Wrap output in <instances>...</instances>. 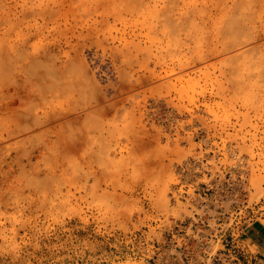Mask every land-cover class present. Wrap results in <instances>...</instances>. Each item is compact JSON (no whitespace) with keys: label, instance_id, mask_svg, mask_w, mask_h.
<instances>
[{"label":"rangeland","instance_id":"374dc122","mask_svg":"<svg viewBox=\"0 0 264 264\" xmlns=\"http://www.w3.org/2000/svg\"><path fill=\"white\" fill-rule=\"evenodd\" d=\"M0 108V264L264 221V0H0Z\"/></svg>","mask_w":264,"mask_h":264},{"label":"built area","instance_id":"2783aa9c","mask_svg":"<svg viewBox=\"0 0 264 264\" xmlns=\"http://www.w3.org/2000/svg\"><path fill=\"white\" fill-rule=\"evenodd\" d=\"M188 163L192 164L191 162ZM220 195V200L223 201L220 207L223 210L224 202L229 200V196L223 193ZM221 216L220 214L217 219L221 225L218 226L220 236L218 241L215 240V245L206 241L201 243L194 240L188 243L190 255H184L183 251L186 247L178 246L177 241L172 237L168 242L159 245L155 258H152V264H248L239 241L243 225L247 222H243L242 215H236L234 225L226 226L223 224L229 223V220H225L223 223ZM215 230V228L210 229L211 235H208L207 238L215 239V235H217Z\"/></svg>","mask_w":264,"mask_h":264},{"label":"crops","instance_id":"0c3cea01","mask_svg":"<svg viewBox=\"0 0 264 264\" xmlns=\"http://www.w3.org/2000/svg\"><path fill=\"white\" fill-rule=\"evenodd\" d=\"M248 264H264V221L247 222L241 230L239 240Z\"/></svg>","mask_w":264,"mask_h":264},{"label":"bare ground","instance_id":"6f19581e","mask_svg":"<svg viewBox=\"0 0 264 264\" xmlns=\"http://www.w3.org/2000/svg\"><path fill=\"white\" fill-rule=\"evenodd\" d=\"M8 94H9V93H8ZM26 95H27V93H26ZM6 96H7V95H6ZM29 96H30V95H29ZM11 97H12V96H11ZM16 97H17V96H16ZM19 98H20V97H19ZM15 99H16V98H15ZM17 99H18V98H17ZM9 102H10V101H9ZM13 102H14V101H13ZM7 104H9V103H6V104H4V105L7 106ZM16 106H17V105H15V107H16ZM9 108H10V107H9ZM10 109H12V108H10ZM0 110H2V109L0 108ZM14 110H15V109H14ZM16 110H17V108H16ZM16 110H15V112H16ZM26 110H27V108H26ZM26 112H27V111H26ZM27 113H29V111H28ZM57 113H58V112H57ZM59 113L62 114V112H59ZM63 113H64V112H63ZM61 114H60V116H62ZM29 115H30V113H29ZM49 115H50V118H52V119H54V117L56 118L57 116L59 117V115H55V113H54V114L52 113V114H49ZM51 115H53V117H51ZM54 115H55V116H54ZM30 116H31V115H30ZM47 116H48V115H47ZM27 118H28V115H27ZM47 118H49V117H46L45 120H46ZM50 118H49V120H51ZM25 119H26V118H25ZM30 120H31V117H30ZM30 120H29V122H30ZM27 121H28V120H27ZM42 121H43V120H42ZM42 121H41V122H40V121H39V122L37 121L36 123H43V122H45V121H43V122H42ZM46 121H47V120H46ZM32 123H33L34 125L31 124V123H29L30 129L32 128L31 125H32V126H35V123H34V122H32ZM30 124H31V125H30ZM14 125H15V124H14ZM21 125H22V124H21ZM36 125H37V124H36ZM18 126H19V125H18ZM16 127H17V125H16ZM11 128H13V126H12ZM27 128H28V123H27V125H25V126L23 125V127L19 128V129L22 130V131H20V132H23V130H25V129H27ZM4 131H5V130H4ZM7 131H8V129H7ZM9 131H10V130H9ZM25 131H26V130H25ZM13 132H14V131H13ZM15 132H16V130H15ZM15 132H14V133H15ZM20 132H19V133H20ZM7 133H8V132H7ZM11 134H12V133H11ZM6 135H9V136H7V138H8V137H11L10 134H6ZM12 136H14V135H12ZM0 137H1V136H0ZM25 138H26V137H25ZM0 139H1V138H0ZM28 139H29V138H28Z\"/></svg>","mask_w":264,"mask_h":264}]
</instances>
